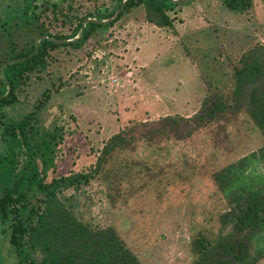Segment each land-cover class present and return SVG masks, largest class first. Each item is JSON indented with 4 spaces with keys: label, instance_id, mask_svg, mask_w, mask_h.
Here are the masks:
<instances>
[{
    "label": "rangeland",
    "instance_id": "rangeland-1",
    "mask_svg": "<svg viewBox=\"0 0 264 264\" xmlns=\"http://www.w3.org/2000/svg\"><path fill=\"white\" fill-rule=\"evenodd\" d=\"M128 1L0 0V70L31 51L42 30L70 37L75 26L66 16L102 9L114 15L99 21H110ZM174 13L175 25L163 27L142 4L67 43L74 47L49 49L26 74L5 113L15 123L29 118L16 165L30 172L33 160L42 184L10 195L0 180V264L42 261L28 232L46 211L44 187L79 173L91 181L60 188L45 222L60 261L81 254L89 264L112 243L140 264H194V242L221 234L220 216L230 205L215 177L264 148L251 104L254 89L263 94L264 72L237 90L242 69L264 67V0H251L243 13L222 0H191ZM6 87L0 74V94ZM210 99L227 109L187 136L180 119L193 118ZM122 131L129 140L106 156ZM258 169L264 173V165ZM21 229L18 249L12 239Z\"/></svg>",
    "mask_w": 264,
    "mask_h": 264
},
{
    "label": "trees",
    "instance_id": "trees-1",
    "mask_svg": "<svg viewBox=\"0 0 264 264\" xmlns=\"http://www.w3.org/2000/svg\"><path fill=\"white\" fill-rule=\"evenodd\" d=\"M223 4L233 12H246L251 0H222ZM142 4L150 6L161 16L163 27H173L177 21V16L171 15L181 5L173 3L171 0H129L125 11L119 18ZM122 7V2L117 6V10ZM98 15V16H97ZM114 13H106V10L100 9L96 13L89 12L86 15L75 14L66 16V20L71 22L74 27L73 34L70 37L59 34H52L43 31L40 37H48L52 40L67 41L78 36L83 28L84 23L89 19L96 18L100 20L111 18ZM98 19V21H99ZM96 23H89L86 28L84 40L96 30L105 28ZM52 40H43L40 43L39 52L30 60L8 66L4 71V76L12 87L8 97L0 101V134L5 136L8 148V157L3 156L0 159V180L9 186V194H18L26 190L27 186H39L42 184L38 177V172L34 170L35 163L30 161L26 172L18 170L16 149H22L23 141L27 139V120L22 123H15L12 119L6 117V110L16 102V90L23 82L24 77L30 72L31 68L43 59L47 51L52 48H61L73 46L74 44H60ZM36 42V41H35ZM36 51L34 44L29 52H22L14 58L7 59L5 63L13 60L29 57ZM264 67L258 63H250L238 73V92H243L245 86L254 82L262 75ZM8 92V87L0 94L4 96ZM251 104L254 111L252 117L258 128L264 133V91L263 94L258 89H254L251 95ZM227 106L224 104H213L209 100L205 108L199 114L191 119L180 120L186 121L188 125L187 136H191L195 131L209 123L220 113L225 112ZM30 123V122H29ZM127 131H122L114 136L105 149V155H109L126 143L129 139ZM260 165H264V148L258 153H253L225 168L216 175V181L220 189L225 193L230 211L220 216L221 234L215 241H210L201 237L194 242V251L196 260L194 264H259L264 260V173L259 172ZM92 175L76 174L66 178L54 180L50 185H46L44 190L47 192L46 211L42 213L36 226H32L28 232L29 240L33 248L40 247L43 252V259L39 264H86L81 254L71 255L65 261L58 259L53 248V243L46 238L45 222L50 216L51 205L56 199V193L60 188H70L78 184L89 182ZM22 232L16 230L13 234L12 242L20 248L19 234ZM85 245L90 247L91 237L88 236V230L81 231ZM42 238V240H41ZM115 245V244H114ZM109 243L97 259L89 264H140L137 259L128 251L118 252L113 249L114 246ZM88 264V263H87Z\"/></svg>",
    "mask_w": 264,
    "mask_h": 264
},
{
    "label": "water",
    "instance_id": "water-1",
    "mask_svg": "<svg viewBox=\"0 0 264 264\" xmlns=\"http://www.w3.org/2000/svg\"><path fill=\"white\" fill-rule=\"evenodd\" d=\"M171 1H172L173 3H175V4L183 5V4H186L187 2H189V1H191V0H183V1L171 0ZM126 4H127V3H124V4L122 5V7L119 9L117 15L115 16V18L112 19V20H110V21H98V20H94V19H89V20H87V21L84 23V25H83L81 36L78 37V38H76V39L73 40V41H57V40L49 39L48 37H41V38L39 39V41L37 42V44H36V51H35V53H33L32 55H30L29 57L22 58V59H18V60H13V61H9V62L5 63V64L1 67L0 74H1L2 78L4 79L5 83H6L7 86H8V92H7L6 95L0 97V101H1L2 99H4V98L8 97L9 94L11 93V91H12V87H11V85L9 84L8 80H7V79L5 78V76H4V71H5V69H6L8 66L15 65V64H19V63L25 62V61H27V60H30L33 56H35V55L39 52V50H40V43H41L43 40H52V41H55V42L60 43V44H64V43H77L79 40H81V39L84 37L85 32H86V26H87V24H89V23H96V24H101V25H108V24H110L111 22H113V21H114L119 15H120V13H121V12L124 10V8L126 7Z\"/></svg>",
    "mask_w": 264,
    "mask_h": 264
}]
</instances>
